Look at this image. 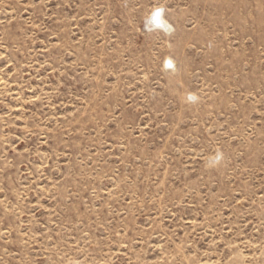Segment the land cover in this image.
I'll use <instances>...</instances> for the list:
<instances>
[{
  "label": "rangeland",
  "instance_id": "374dc122",
  "mask_svg": "<svg viewBox=\"0 0 264 264\" xmlns=\"http://www.w3.org/2000/svg\"><path fill=\"white\" fill-rule=\"evenodd\" d=\"M0 264H264V0H0Z\"/></svg>",
  "mask_w": 264,
  "mask_h": 264
},
{
  "label": "bare ground",
  "instance_id": "6f19581e",
  "mask_svg": "<svg viewBox=\"0 0 264 264\" xmlns=\"http://www.w3.org/2000/svg\"><path fill=\"white\" fill-rule=\"evenodd\" d=\"M158 10L159 9H157L156 11H158ZM149 23L150 24H153L155 26H158L160 29H163V30H165L166 28H168V30H170L172 28V26L170 25V23L164 17H162V15H161L160 12L159 13L158 12H154L153 15L150 18ZM169 64H173L174 65V62L171 61V62H169Z\"/></svg>",
  "mask_w": 264,
  "mask_h": 264
},
{
  "label": "snow or ice",
  "instance_id": "6c2138e0",
  "mask_svg": "<svg viewBox=\"0 0 264 264\" xmlns=\"http://www.w3.org/2000/svg\"><path fill=\"white\" fill-rule=\"evenodd\" d=\"M158 15V14H157Z\"/></svg>",
  "mask_w": 264,
  "mask_h": 264
}]
</instances>
